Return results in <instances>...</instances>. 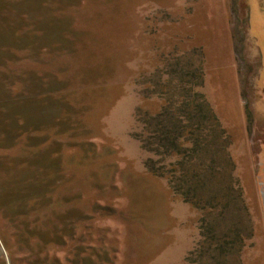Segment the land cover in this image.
Listing matches in <instances>:
<instances>
[{"label":"rangeland","instance_id":"374dc122","mask_svg":"<svg viewBox=\"0 0 264 264\" xmlns=\"http://www.w3.org/2000/svg\"><path fill=\"white\" fill-rule=\"evenodd\" d=\"M190 56L227 135L221 194L233 182L203 210L133 136L161 104L146 80ZM263 149L254 0H0V264H195L211 219L239 239L224 264H264Z\"/></svg>","mask_w":264,"mask_h":264},{"label":"trees","instance_id":"16d2710c","mask_svg":"<svg viewBox=\"0 0 264 264\" xmlns=\"http://www.w3.org/2000/svg\"><path fill=\"white\" fill-rule=\"evenodd\" d=\"M179 59L166 60L164 67L146 80L150 86L145 89L144 96H154L161 104L153 114L136 110L139 132L133 136L141 148L152 155L143 162L145 170L163 178L183 202L203 210L221 204V197L233 190L229 187L233 183L229 179L225 186L227 191L221 194L223 181L221 178L215 180L216 171L225 160L221 157H225L222 153L227 146V135L200 90L203 84L201 65H196L192 58L185 63ZM234 189V199L239 200L240 192ZM202 225L201 240L188 252L186 261L224 264L226 247H234L239 240L237 234L232 232V236L217 237L213 219L201 223L200 227Z\"/></svg>","mask_w":264,"mask_h":264},{"label":"water","instance_id":"95a60500","mask_svg":"<svg viewBox=\"0 0 264 264\" xmlns=\"http://www.w3.org/2000/svg\"><path fill=\"white\" fill-rule=\"evenodd\" d=\"M254 4H255L258 45H259L261 62L264 73V0H254ZM256 175L258 182L259 197L264 213V149L259 155Z\"/></svg>","mask_w":264,"mask_h":264}]
</instances>
